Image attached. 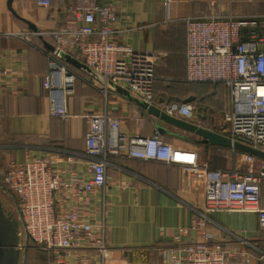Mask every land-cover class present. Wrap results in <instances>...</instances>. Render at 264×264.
Returning a JSON list of instances; mask_svg holds the SVG:
<instances>
[{
    "label": "built area",
    "instance_id": "built-area-1",
    "mask_svg": "<svg viewBox=\"0 0 264 264\" xmlns=\"http://www.w3.org/2000/svg\"><path fill=\"white\" fill-rule=\"evenodd\" d=\"M161 2L168 9L172 4V0ZM36 3L51 7L52 0ZM64 13V23L55 29L11 34L26 41H30L32 34L52 38L55 51L45 49L49 72L43 82L50 90L52 114L70 116L65 92L73 91L78 77L58 50L99 74L104 82L100 91L105 96L109 95L112 82L127 86L133 95L152 103L154 71L162 58L118 40L117 0H69ZM184 20L188 29L187 80L222 84L229 90L226 126L219 133L264 152V14H211ZM11 74V69L0 63V87ZM87 82L97 86L95 77L87 78ZM165 112L190 120L193 105L173 102ZM86 118L85 154L89 161L85 174L74 168L80 155L74 152L28 154L23 161L8 158L5 162L0 192L10 205L9 211L5 208L7 213L19 223L20 252L33 242L52 251L51 264H65L70 254H74L73 261L85 264L89 257L83 251L87 247L96 250L102 260L107 257L110 249L104 215L97 230L88 207L101 193L105 210L108 167L110 157L115 156L180 163L203 170V208L197 210L190 228L180 227L172 243L159 249L169 264H264V240L255 243L233 232H228L227 241L216 240L208 230V214L219 210L255 211L264 230L263 158L243 152L244 161L250 165L246 170L215 168L200 163L195 151L167 141L159 130L150 136L126 135L120 130V119L106 111L88 114ZM218 148L227 156L239 151L234 147ZM179 152L192 158L179 157ZM256 162L260 163L259 170L254 167ZM191 230L196 231L197 239L190 238Z\"/></svg>",
    "mask_w": 264,
    "mask_h": 264
},
{
    "label": "crops",
    "instance_id": "crops-1",
    "mask_svg": "<svg viewBox=\"0 0 264 264\" xmlns=\"http://www.w3.org/2000/svg\"><path fill=\"white\" fill-rule=\"evenodd\" d=\"M8 2L0 0V63L12 72L0 87V180L1 167L8 158L23 161L28 154L47 152L80 154L74 168L85 174L89 161L85 154L86 115L103 111L120 119V130L126 135L150 136L162 128L167 141L195 151L200 163L228 170L250 167L242 151L227 156L218 146L199 141L201 136L149 113L117 90V86L128 90L127 86L110 82L109 95L105 96L100 91L104 82L99 74H90L68 62L78 76L73 91L65 92L70 116L53 115L50 90L43 84L49 72L45 42L53 44L52 38L32 34L26 41L11 34L32 30L27 21L39 32L59 27L65 21L64 6L69 0H53L51 7L39 6L36 0H12L13 10ZM117 8L118 40L162 58L154 71L151 104L165 111L169 103L189 100L187 103L193 105L190 120L221 132L226 125L220 118L224 119L230 108L229 90L222 84H213V88L201 83L185 85L189 81L188 29L184 19L211 14H264V0H172L169 9L161 0H117ZM90 77H95L97 86L87 82ZM161 80L175 84L165 85ZM131 96L142 100L132 93ZM254 167L259 170L260 163ZM108 173L105 210L101 193L88 210L97 230L104 215L110 251L102 260L96 250L87 247L83 251L89 257L85 264H169L159 249L172 243L180 227L190 228L197 210L203 208V170L132 158L110 159ZM261 205L264 207V178ZM208 217V230L216 240H229L228 232L255 243L264 240L255 211L219 210ZM190 238L197 239L195 230H191ZM70 255L65 264H78L73 261L74 254ZM20 257L19 264H50V255L33 242L21 251Z\"/></svg>",
    "mask_w": 264,
    "mask_h": 264
},
{
    "label": "water",
    "instance_id": "water-1",
    "mask_svg": "<svg viewBox=\"0 0 264 264\" xmlns=\"http://www.w3.org/2000/svg\"><path fill=\"white\" fill-rule=\"evenodd\" d=\"M8 3H9V8L13 10L12 0H9ZM27 22L33 31L35 32L38 31L34 24H32L30 21ZM45 47L48 50L55 51L54 45L47 41L45 42ZM57 53L61 58H63L69 64L87 70L90 74H94L93 70L89 66H87L81 60L75 58L74 56L59 50L57 51ZM117 90L128 96L131 100L136 101L141 108L147 110L149 113H153L164 120H167L181 128L192 131L195 134L201 136V140L199 141L203 143L211 144L215 146H223L228 148L234 147L239 151L251 153L259 158L264 159V152L259 149L245 145L238 141H233L231 138L227 137L226 135H223L212 129L206 128L191 120L169 115L165 111L155 107L151 103L132 97L130 91L120 86H117ZM158 130L161 134L166 133L165 130H163L162 128H159ZM18 232H19V223L17 219L14 218L11 214L7 213L3 205L2 199L0 197V264H19V261L21 259L20 257L21 252L17 247L19 241Z\"/></svg>",
    "mask_w": 264,
    "mask_h": 264
},
{
    "label": "trees",
    "instance_id": "trees-1",
    "mask_svg": "<svg viewBox=\"0 0 264 264\" xmlns=\"http://www.w3.org/2000/svg\"><path fill=\"white\" fill-rule=\"evenodd\" d=\"M52 4H53V0H52ZM63 61H65V60H63ZM66 62V61H65ZM67 63V62H66ZM68 64V63H67ZM160 82H162V83H164L165 85H170V84H172V85H174L175 83H174V81H172V82H170V81H166V80H161ZM188 84H198V83H195V82H188L187 84H185V85H188ZM201 84H204V85H206V87H208V88H213L215 85H213L212 83H201ZM185 85H183V86H185ZM173 103V102H172ZM177 103H181V102H177ZM169 104H171V103H169ZM168 104V105H169ZM1 112V111H0ZM110 159L111 160H113V159H132V158H127V157H115V156H113V157H110ZM0 165H2L1 163H0ZM2 169H3V173H4V170H5V166H2L1 167ZM3 173H2V178H1V181L3 180ZM38 249H41V250H43L44 252H47L49 255H50V264H51V262H52V259H53V254H52V251L51 250H47V249H42V248H40V247H38Z\"/></svg>",
    "mask_w": 264,
    "mask_h": 264
},
{
    "label": "rangeland",
    "instance_id": "rangeland-1",
    "mask_svg": "<svg viewBox=\"0 0 264 264\" xmlns=\"http://www.w3.org/2000/svg\"><path fill=\"white\" fill-rule=\"evenodd\" d=\"M222 94H225V92L223 93V91H222ZM222 117H223V116H222ZM220 119H222V120L224 121L223 118H220ZM223 121H222V122H223ZM0 197H1V199H2V202H3L4 206H5V208L9 211V210H10V205H9V203H8V201H7V199H6V197L4 196V194H3L2 192H0Z\"/></svg>",
    "mask_w": 264,
    "mask_h": 264
},
{
    "label": "bare ground",
    "instance_id": "bare-ground-1",
    "mask_svg": "<svg viewBox=\"0 0 264 264\" xmlns=\"http://www.w3.org/2000/svg\"><path fill=\"white\" fill-rule=\"evenodd\" d=\"M183 155H185V158H189V159L192 158V156H190V155L188 156V155H186V154H184L182 152H179V154H178L179 157H183Z\"/></svg>",
    "mask_w": 264,
    "mask_h": 264
}]
</instances>
